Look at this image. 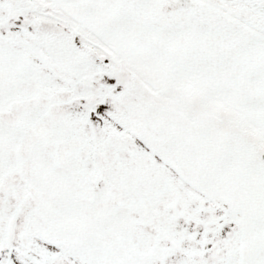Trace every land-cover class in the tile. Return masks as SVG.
I'll list each match as a JSON object with an SVG mask.
<instances>
[{
    "label": "snow or ice",
    "instance_id": "6c2138e0",
    "mask_svg": "<svg viewBox=\"0 0 264 264\" xmlns=\"http://www.w3.org/2000/svg\"><path fill=\"white\" fill-rule=\"evenodd\" d=\"M0 264H264V0H0Z\"/></svg>",
    "mask_w": 264,
    "mask_h": 264
}]
</instances>
